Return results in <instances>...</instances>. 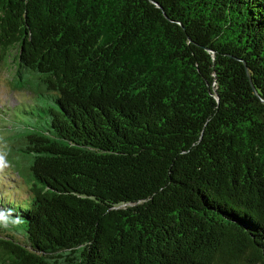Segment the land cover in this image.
<instances>
[{"label": "trees", "instance_id": "trees-1", "mask_svg": "<svg viewBox=\"0 0 264 264\" xmlns=\"http://www.w3.org/2000/svg\"><path fill=\"white\" fill-rule=\"evenodd\" d=\"M0 62V264H264V0H0Z\"/></svg>", "mask_w": 264, "mask_h": 264}, {"label": "rangeland", "instance_id": "rangeland-1", "mask_svg": "<svg viewBox=\"0 0 264 264\" xmlns=\"http://www.w3.org/2000/svg\"><path fill=\"white\" fill-rule=\"evenodd\" d=\"M10 66L13 70L0 62V205H10L13 209L11 212H14L21 204L19 198L23 200L27 196L26 187L22 184L29 182L22 169L10 166L11 163L4 157L2 146L8 148L9 138L18 136L30 124L33 117L26 112L30 111L34 101L27 91L16 89L12 85L14 62Z\"/></svg>", "mask_w": 264, "mask_h": 264}]
</instances>
